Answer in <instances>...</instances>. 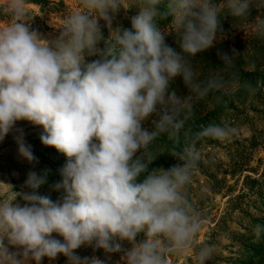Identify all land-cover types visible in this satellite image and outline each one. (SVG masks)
<instances>
[{"label": "clouds", "instance_id": "9594fccd", "mask_svg": "<svg viewBox=\"0 0 264 264\" xmlns=\"http://www.w3.org/2000/svg\"><path fill=\"white\" fill-rule=\"evenodd\" d=\"M31 2L0 0V142L15 132L18 155L33 163L15 125L40 126L41 143L66 157L55 186L66 195L62 202L38 195L46 177L35 172L20 192L0 182V264L58 256L67 264H106L81 258V247L103 250L109 260L120 254L117 264H170L189 253L192 264H213L215 245L198 242L207 218L189 194L202 160L197 143H224L237 129L204 125L171 155L181 163L151 172L148 166L161 135L188 136L192 96L226 87L219 74L201 80L194 58L223 39L226 17L252 22L253 34L264 39V17L251 18L253 9L264 11V0H77L52 25L59 30L53 39L32 29ZM133 7L131 27H113ZM172 33L179 50L166 43ZM236 56H221L225 70ZM177 79L187 95L172 88ZM252 233L264 239V222Z\"/></svg>", "mask_w": 264, "mask_h": 264}, {"label": "rangeland", "instance_id": "374dc122", "mask_svg": "<svg viewBox=\"0 0 264 264\" xmlns=\"http://www.w3.org/2000/svg\"><path fill=\"white\" fill-rule=\"evenodd\" d=\"M56 11L42 10L39 5L29 4L32 14V29L43 37L53 39L59 35V30L53 26L61 22L66 10L74 8L77 0H50ZM138 14L137 8H131L126 13L121 11L113 27L124 26L127 18ZM53 25V26H52ZM103 35L108 36V31L103 28ZM103 47V44H101ZM98 59L91 57L89 61ZM234 105L242 110L241 101H234ZM251 114V112H249ZM233 111L227 109L217 118V124H227L237 129L236 135L230 140L216 145L207 146L202 152V160L198 166L189 194L199 209L205 214L207 224L202 230L200 243L209 242L215 245L216 255L213 264H249V258L257 244L252 227L260 219L264 212V128L262 123L254 122L253 126L232 122ZM16 129H22L25 143L31 145L36 161L29 163L18 155V147L15 142V132L9 133L0 142V182L11 184L13 190L22 191V185L29 172H35L38 176H45L46 183L37 190V194L48 196L53 202H62L66 195L56 189V185L47 181L55 164L61 161L62 153L53 147L44 146L39 137L43 130L40 126H34L27 121H18ZM257 131H261L258 142L251 147L250 138ZM238 152H243L244 166L232 171V163L238 157ZM244 157V158H243ZM175 166V165H173ZM172 166V167H173ZM163 169V168H161ZM250 179H245V177ZM214 179L218 181L215 184ZM253 179L257 182L252 183ZM17 203L23 205L20 197ZM231 208V205H233ZM225 225L217 230L219 219L225 216ZM55 236V234H53ZM59 239V237H56ZM139 239V238H138ZM124 247H129L126 242ZM81 258L96 256L106 261V264H117L120 254H113L109 260L103 250L93 251L91 247H81L76 250ZM42 264H67V258L58 256L56 260L49 261L45 258ZM170 264H192V254L182 258H170Z\"/></svg>", "mask_w": 264, "mask_h": 264}, {"label": "trees", "instance_id": "16d2710c", "mask_svg": "<svg viewBox=\"0 0 264 264\" xmlns=\"http://www.w3.org/2000/svg\"><path fill=\"white\" fill-rule=\"evenodd\" d=\"M32 3L39 5L42 10L56 11L50 4V0H32ZM264 17V11L253 9L251 18L259 20ZM224 30V37L217 44L206 52L197 54L193 60V67L201 80L212 75L219 74L226 81V87L214 91L208 97L199 98L192 96V103L195 105V112L189 121L188 136L183 133L178 140L169 139L167 135H161L153 144L152 150L157 159L148 166V171L153 169L168 170L173 165L181 163L171 155L180 153L191 139L192 135L200 131L201 127L209 123L217 124V118L229 109L233 111L232 122L253 126L254 122L264 125V39H259L253 34L252 22L240 24L233 21L231 17H226L221 22ZM124 28L131 27V18H127ZM163 24L161 28L163 30ZM166 43L178 49L175 34L166 36ZM237 56L233 60V65L225 70L221 56ZM180 95H187L188 91L182 81L177 79L172 86ZM234 101H241L242 110L234 105ZM251 112V114L249 113ZM151 126V125H149ZM264 128V126H263ZM261 131H257L250 138L251 147L255 146L260 137ZM217 141L204 139L197 143V148L203 152L207 146L216 145ZM243 152H238V157L233 161V170H238L244 166L242 161ZM244 158V157H243ZM66 163V157L63 155L61 161L55 164L53 171L47 176V181L52 184L61 183L60 169ZM200 165V164H199ZM143 179V178H141ZM245 179H250L248 176ZM215 184L218 183L214 179ZM257 182L253 179L252 183ZM60 193H65L63 188L59 189ZM264 204V199H262ZM234 204L231 205L233 208ZM225 216L219 219L217 230L225 225ZM254 222H264V212L260 219ZM249 264H264V239L257 241L253 252L249 258Z\"/></svg>", "mask_w": 264, "mask_h": 264}]
</instances>
